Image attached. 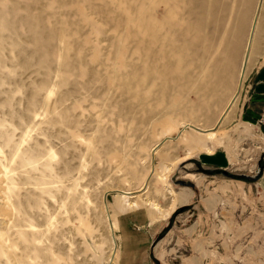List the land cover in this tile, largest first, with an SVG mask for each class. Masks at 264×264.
<instances>
[{"label": "rangeland", "instance_id": "374dc122", "mask_svg": "<svg viewBox=\"0 0 264 264\" xmlns=\"http://www.w3.org/2000/svg\"><path fill=\"white\" fill-rule=\"evenodd\" d=\"M176 1L0 0V264H264V0Z\"/></svg>", "mask_w": 264, "mask_h": 264}, {"label": "bare ground", "instance_id": "6f19581e", "mask_svg": "<svg viewBox=\"0 0 264 264\" xmlns=\"http://www.w3.org/2000/svg\"><path fill=\"white\" fill-rule=\"evenodd\" d=\"M176 1V0H175ZM180 1V0H179ZM154 2H155V0H154ZM177 2V1H176ZM216 2L217 3H222V1L221 0H216ZM216 2H214L215 4H214V13L212 12V13H209L210 12V10L212 9V2H211V0H200V16L202 17V19L203 20H205L206 22H207V20L210 18V15H212V14H215V19H216V24H215V26L214 27H212V28H214L218 33L219 32H221L222 31V29H221V24L219 23L220 21H221V19L223 20V17H221V13H220V9H219V5L216 3ZM241 2H242V4H245V2H247V0H239V3H240V5H241ZM238 3V4H239ZM226 5V4H225ZM253 5V4H252ZM249 6H251V3H250V5ZM239 7V6H238ZM221 8V7H220ZM227 8V7H226ZM170 9V8H169ZM168 9V10H169ZM245 9H246V7H245ZM167 11V10H166ZM251 11V10H250ZM234 12V11H233ZM167 14V13H166ZM247 14V10L244 12V11H242L241 12V14L239 15V16H236L235 17V26L233 27V29H232V31H231V35H236L237 34V32L240 34V36L243 34V29H245V22H246V19L244 18V15H246ZM263 16L264 15H262V12H260V14L258 15V18H259V24H258V26L255 28V29H252L251 31H250V33H249V39H248V43L246 44V50H245V57H244V61H247V63L250 61V58H251V55L253 54V53H258L260 50H259V44L261 43V39H262V37H264V19H263ZM214 19V20H215ZM212 26H213V24H211ZM241 28H240V27ZM205 27H206V30L208 29V32H210V30H211V26H210V24H208V25H205ZM244 27V28H243ZM246 32V31H245ZM168 34V33H167ZM205 35H207V36H209V34H205ZM230 35V36H231ZM211 38V40H212V42L214 43L215 41H216V37H210ZM171 41V40H170ZM239 42L240 43H238L237 44V42H235V43H232V42H229V46H230V50H232L233 48L235 49V48H239V46L241 45V38H240V40H239ZM167 51V50H166ZM236 51V50H235ZM237 57V56H236ZM217 70V69H216ZM214 74V73H213ZM210 131V130H209ZM215 135H216V133L215 132H208L207 134H206V138H205V140H203L205 143L207 142V143H209L208 141H210V143H211V141H213L214 140V138H215ZM203 138V139H204ZM191 142H193V141H191ZM212 145V144H211ZM207 146V145H206ZM201 147V146H200ZM173 193V192H172ZM121 196V195H120ZM130 197V196H129ZM124 198V196H122V199ZM125 198H127V197H125ZM128 199V198H127ZM143 199V198H142ZM175 199V198H174ZM131 200V199H130ZM121 201V200H120ZM127 201V200H126ZM125 201V202H126ZM127 202H129V201H127ZM132 204V205H131ZM138 204V203H137ZM127 205L129 206V208H134L136 205H134L133 203H131V202H129V203H127ZM149 205V204H148ZM138 206V205H137ZM168 216V215H167ZM111 228H113V229H116L117 227H116V223H114V222H112V225H111Z\"/></svg>", "mask_w": 264, "mask_h": 264}, {"label": "water", "instance_id": "95a60500", "mask_svg": "<svg viewBox=\"0 0 264 264\" xmlns=\"http://www.w3.org/2000/svg\"><path fill=\"white\" fill-rule=\"evenodd\" d=\"M262 159H264V155H262ZM201 172L204 173V174H207L209 176H214L215 174H218V175H221V176L227 177V178H234V176H236L237 178L246 179L247 181H249L251 183H254V182H258L259 179L261 178V176H262V174L264 172V165L262 164V160L258 163V170H257L255 176H247V175H244V174L233 175V174L229 173L226 170L216 169V168L203 169V170H201ZM178 184L181 185V186L194 187L193 183L187 182V181H183V180L179 181Z\"/></svg>", "mask_w": 264, "mask_h": 264}, {"label": "crops", "instance_id": "0c3cea01", "mask_svg": "<svg viewBox=\"0 0 264 264\" xmlns=\"http://www.w3.org/2000/svg\"><path fill=\"white\" fill-rule=\"evenodd\" d=\"M260 69L262 70L263 68L261 67ZM252 80L253 82L251 84L254 88V92L251 101L256 103L255 106L258 105L260 107V111H264V72L261 71V75L259 77H252ZM252 106L254 105H248L247 109L254 111V109H251Z\"/></svg>", "mask_w": 264, "mask_h": 264}, {"label": "trees", "instance_id": "16d2710c", "mask_svg": "<svg viewBox=\"0 0 264 264\" xmlns=\"http://www.w3.org/2000/svg\"><path fill=\"white\" fill-rule=\"evenodd\" d=\"M240 179V178H239ZM242 180H245L246 181V179H242Z\"/></svg>", "mask_w": 264, "mask_h": 264}]
</instances>
